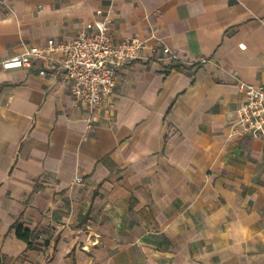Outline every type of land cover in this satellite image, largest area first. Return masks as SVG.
<instances>
[{"label":"crops","instance_id":"crops-1","mask_svg":"<svg viewBox=\"0 0 264 264\" xmlns=\"http://www.w3.org/2000/svg\"><path fill=\"white\" fill-rule=\"evenodd\" d=\"M109 8L115 43L161 40L112 116L40 60L0 68L1 264H264V142L229 135L240 84L264 87V0H0V63Z\"/></svg>","mask_w":264,"mask_h":264},{"label":"built area","instance_id":"built-area-1","mask_svg":"<svg viewBox=\"0 0 264 264\" xmlns=\"http://www.w3.org/2000/svg\"><path fill=\"white\" fill-rule=\"evenodd\" d=\"M111 13V8L106 12L97 10L95 14L101 19L94 31L79 32L70 41L49 39L42 48L30 47L19 56L5 58L0 68L5 71L33 69V63L40 60L45 69L40 68L39 75L45 76L51 71L60 82L67 83L74 102L88 110L90 123L100 113L112 116L116 111L115 89L122 68L145 60L143 52L147 43L161 44V40L158 30L153 28L146 41L136 37L115 43L110 34ZM160 50L156 58L160 63L171 64L177 60V55L168 47ZM239 89L242 100L229 135L248 136L264 142V87L240 84Z\"/></svg>","mask_w":264,"mask_h":264},{"label":"trees","instance_id":"trees-1","mask_svg":"<svg viewBox=\"0 0 264 264\" xmlns=\"http://www.w3.org/2000/svg\"><path fill=\"white\" fill-rule=\"evenodd\" d=\"M16 236L20 240L28 243V245L31 246V243H29V242H30V238H31L32 234L28 229L23 230V229L18 227L17 232H16ZM0 264H1V259H0Z\"/></svg>","mask_w":264,"mask_h":264}]
</instances>
